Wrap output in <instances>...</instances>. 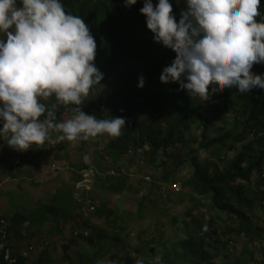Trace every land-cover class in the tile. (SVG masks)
<instances>
[{"label":"trees","instance_id":"obj_1","mask_svg":"<svg viewBox=\"0 0 264 264\" xmlns=\"http://www.w3.org/2000/svg\"><path fill=\"white\" fill-rule=\"evenodd\" d=\"M152 2L155 5L158 0ZM180 2L184 0H174L172 5ZM62 3L66 12L84 19L96 40L94 63L104 73V79L93 87L90 94L104 89L112 97L105 106H96L99 97L89 94L81 107L86 114L98 118L114 116L126 119L120 136L105 134L102 135V142L96 141L91 165L84 159L89 155L87 153L78 160L69 161L61 152L64 148L61 142L52 151L56 162L68 164L74 169V184L81 181V172L88 168L96 170L91 189L98 194L91 198V206L96 209L94 220L113 217L116 221L123 215V212L110 206L108 199L99 196L98 190L122 194L132 189L130 174H125V166L149 168L150 172L144 173L145 177H140L138 181L142 190L147 192L139 204V218H142L149 201L158 203L167 193V201L179 199L180 204L189 203L184 210L182 224L178 216L172 219L173 227L182 226L184 237L168 242L171 243L169 246L163 243L162 264H227L218 259L227 261L229 257L225 251L238 250L239 244L243 247L237 264L258 263L257 256L261 257L260 264H264V89L253 95L243 93L241 116L234 118L232 128H224L222 133L215 132L216 136L210 134L211 125L226 115L228 108L224 99L231 101L234 97L238 98L234 92L221 94L210 86L206 99L189 95L183 103V113L187 115L188 122L177 123L179 119L175 117L179 114L176 109L167 110L175 104L178 98L175 88H180V85L168 83L171 87L165 88L160 80L163 69L171 65L176 53L162 44L152 49L146 43L149 41L142 38L143 33L151 32L147 28L146 17L140 12L144 0H138L130 8L125 7V0H62ZM174 8L173 14L178 23L181 13ZM258 74H264V70L259 69ZM141 76L145 78L143 88L138 87ZM57 115L60 119L71 113L61 108ZM192 125L196 126V133L191 139H186L185 134ZM58 148L61 150L56 152ZM42 153L40 146L33 145V149L19 152L0 140V177L23 179L22 176L28 173H24L21 164L30 163L32 155ZM201 153L209 157L208 165H202L203 162L198 160ZM13 156L19 159V163L10 161ZM39 166L43 168V165ZM110 170H117L116 175L122 172L125 175L103 177ZM257 174L258 182L253 181ZM146 176L150 177L149 181ZM178 183L181 190H171V186ZM32 184L36 183L33 181ZM245 186L256 189V196H248ZM96 199H100V203L96 204ZM86 200L74 199L72 190L61 188L53 195L42 215L41 211L34 213L31 219L16 215L10 226L23 222H30V227L42 226L47 222L48 214L57 220L62 213L83 210L87 206ZM84 221V225H92L93 222L88 218ZM11 230L9 227L8 237ZM63 232L64 229L58 227L51 231L54 235ZM103 235L101 232L96 237L83 240L91 247L104 249L101 244ZM116 240L119 239L116 237ZM155 241V237L147 240L144 248L153 251ZM104 252L99 250L94 253L92 261L103 257ZM78 259L80 264L81 256ZM108 259L111 264L135 263L128 252L111 255Z\"/></svg>","mask_w":264,"mask_h":264},{"label":"clouds","instance_id":"obj_2","mask_svg":"<svg viewBox=\"0 0 264 264\" xmlns=\"http://www.w3.org/2000/svg\"><path fill=\"white\" fill-rule=\"evenodd\" d=\"M173 1L158 0L154 5L152 0H144L140 9L154 41L176 53L171 65L163 69L161 82L178 83L192 98L201 99L207 98L210 86H214L213 91L233 88L228 93L234 92L238 98L231 101L240 102L243 110V93L253 95L264 89V74H258L259 69L264 70V0H184L172 5ZM137 2L125 0V7ZM173 8L181 13L178 23ZM96 49L89 26L82 17L66 12L62 0H0V140L16 151L25 152L46 141L53 151L56 141H87L105 134L120 136L126 125L124 117L98 118L86 114L81 107L93 87L104 79V73L94 63ZM144 84L145 78L141 76L138 87L143 88ZM253 89V93L247 94ZM61 108L71 115L58 119ZM53 132L58 134L55 140H51ZM139 153L142 154L141 149ZM53 157L56 162L55 153ZM88 157H84L85 161ZM115 172L112 171V176L123 173ZM95 174L96 170L90 168L81 172L82 179L76 188L80 190L79 185L86 183L82 187L88 186L90 191L95 183L90 177L94 180ZM149 178L146 176L147 181ZM171 190H181L180 183L172 185ZM146 193L140 188L143 197ZM86 203L82 212L77 213L90 218L96 209L90 199ZM7 222L6 218L1 219L0 264H8L6 254L16 264H28L26 246L17 245L14 226L7 227ZM105 222L111 224L110 218ZM9 227L12 230L8 237ZM81 227L72 231L81 241L101 233L93 236L86 225ZM117 228L113 240L120 244L123 240L119 233L127 229L123 225ZM102 237L105 239V235ZM89 247L95 250L91 254L88 249L89 258L79 254L80 264L87 260L90 264H102L105 258L93 262L92 257L105 249ZM121 248L126 250L123 244ZM150 249H145L140 241L135 251H149L145 264H158L159 259ZM131 258L133 264H144L143 259L136 260L133 255Z\"/></svg>","mask_w":264,"mask_h":264},{"label":"rangeland","instance_id":"obj_3","mask_svg":"<svg viewBox=\"0 0 264 264\" xmlns=\"http://www.w3.org/2000/svg\"><path fill=\"white\" fill-rule=\"evenodd\" d=\"M153 35L152 32L143 33L142 35L143 39L149 41L146 43L152 49L158 46V43L153 39ZM163 86H165V88L171 87L169 84H164ZM175 89L178 98L175 104L168 108L167 112H170L175 108L179 114V117H175L179 119L177 123L188 122L187 115L183 113V103L187 100L189 94L186 90L181 88ZM232 89L233 88H225L223 91H218L223 94L228 93ZM253 92L254 89L251 92H247V94ZM107 93L109 94V92L104 89L102 91L97 89L90 95L93 97H99L96 106H105L112 100V97L108 96ZM86 100L87 98L85 101ZM239 104L240 102L235 104L233 101H224V105L228 108V111L223 118L216 119L212 123L210 131L211 135L216 136L215 132L222 133L224 128H232L230 121L234 122V118L240 117L242 113V108ZM91 106L92 105H90V107ZM68 117L69 116L63 118L66 119ZM196 130V126L192 125L191 130L185 134L186 139L194 137ZM57 135L58 134L55 132L51 133V140H55ZM98 140H101L102 142L104 137L100 135L96 138H90L87 141L81 140L75 142L56 141L54 144L60 142L63 143V150L58 148L56 151L61 150L63 156L69 159V161L78 160L84 155V153H87L89 154L88 161L91 162L93 160V148ZM50 144L49 141H46L43 145H36L37 147L40 146L43 148V155L34 154L30 157V163L21 164L22 169L25 171L24 173H28L22 176L23 179H9L7 176L0 177V220L6 218L8 220L7 227L13 221V216L24 215L31 219L32 215L37 211H41L40 215H42L43 210L51 202L53 195L59 192V189L61 188L63 190H72L74 199L79 201L80 199H82V201L84 199H90L92 202L91 198L93 196H98L97 193L92 192L91 190L89 191L88 186H86V188L82 187L86 183L79 185L81 188L80 190L79 188H76L77 184L74 186L73 179L75 178L74 175H76L74 169L69 167L68 164L65 165L61 162H54L53 152L51 151L52 149L49 148ZM198 155L200 157V162H203L201 164L208 165L207 160H209V157L207 154L201 153ZM17 160L18 158L13 156L10 161L18 163ZM53 164H56V166H53ZM39 165H43V168ZM112 171L113 170L108 171L103 177L113 175ZM149 172V168L144 169L140 166L137 167L136 165L125 166V174L131 175L129 176V183L133 186L132 190H128L122 194H109L98 190L100 194L99 196L108 199L110 201V206L113 209L117 208L118 212H123L121 218L116 219L117 222L113 217H110L111 224L105 222L108 218L95 221L93 218L94 214H91L90 216L92 217L88 218L89 221H93L91 222L92 225H86L89 228L90 233L95 236L97 232L101 231L105 235L102 244L104 245L106 252L103 257H99L105 258L101 261L102 264H111L112 262H109L108 259L111 255L115 256L126 252L137 257L136 260L143 259L145 264V259L149 254V251L140 250L139 252H136L135 249H139L140 241L144 244L152 237H155L156 239L152 247L153 253L157 260L159 259L158 264H160V259L164 253L163 243H167L169 246L171 243L168 242H176L184 237L182 226L179 228L173 227L172 219L178 216L180 219L179 223L182 224L181 220L183 218L184 210L189 205L188 201L183 204H180L179 199H176L174 202L167 201V193L162 195L163 199H160L161 201L159 200L158 203L149 201L142 212V218H139V204L143 196L140 194L141 184H138V181L140 180V177L144 176V173ZM122 174L125 175L124 172ZM186 174L187 173H185V175ZM90 178L92 179L91 182L95 181L92 177ZM87 179H89V177ZM258 180L259 174L255 175L253 178V181L258 182ZM33 181L36 184H32ZM93 183L91 184L92 186ZM262 187L264 188V181ZM245 191L250 197L256 196V189H251L250 187L245 186ZM94 201L96 204L100 203V199ZM89 202L90 201H87V203ZM81 212L77 213V211H72L71 213L67 212V214L62 213L57 220L53 219L52 214H48L47 222L38 227H30V222L17 224L12 232L18 239L17 245L22 244V246H26L29 259L28 264H41L39 261H42V264H78L79 260L77 258L79 254L84 257L88 256L89 258L90 255L87 254L88 249H90L91 254L95 249H91L85 241H81L80 238L75 236V232H72L74 229L79 231L82 228L81 226H84L85 218L81 216ZM88 213L90 212L88 211ZM262 222L264 225V221ZM121 225H123L127 231L125 233H119L123 241L120 244H116L113 237L118 234L117 227H120ZM54 227H58V229L63 228V234H52L51 231ZM133 234L136 235V239L132 237ZM122 244L126 246V252L121 248ZM257 246L259 247V244ZM242 247L243 245L239 244L238 250H228V253L225 251V255L229 257L227 261L222 258H219L218 260L221 262H228L227 264H237L236 261L240 258ZM42 251L43 254L40 255ZM42 256H44L43 260L41 258ZM260 258V256H257L258 263L254 264H260ZM84 264L90 263L87 260Z\"/></svg>","mask_w":264,"mask_h":264},{"label":"built area","instance_id":"obj_4","mask_svg":"<svg viewBox=\"0 0 264 264\" xmlns=\"http://www.w3.org/2000/svg\"><path fill=\"white\" fill-rule=\"evenodd\" d=\"M178 188V187H176ZM5 261L8 263V264H16V261L14 259L11 258V255L10 254H6L5 256Z\"/></svg>","mask_w":264,"mask_h":264}]
</instances>
